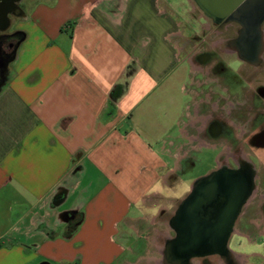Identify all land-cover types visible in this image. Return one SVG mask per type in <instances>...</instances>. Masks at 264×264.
Here are the masks:
<instances>
[{
    "label": "crops",
    "instance_id": "1",
    "mask_svg": "<svg viewBox=\"0 0 264 264\" xmlns=\"http://www.w3.org/2000/svg\"><path fill=\"white\" fill-rule=\"evenodd\" d=\"M193 7L0 0V34L20 35L0 57V264L149 255L141 232L174 201L168 140L190 76L180 16Z\"/></svg>",
    "mask_w": 264,
    "mask_h": 264
},
{
    "label": "flooded vegetation",
    "instance_id": "2",
    "mask_svg": "<svg viewBox=\"0 0 264 264\" xmlns=\"http://www.w3.org/2000/svg\"><path fill=\"white\" fill-rule=\"evenodd\" d=\"M197 8L200 20L184 28L196 33L178 40L190 76L184 109L168 140V183L172 191L181 186L186 174L202 163L203 152L213 154L209 172L224 167L253 170L254 186L226 249L193 258L190 264H264V20L261 36L245 38L239 21H215ZM19 39L18 33L0 34V57L11 58ZM207 173L193 178L189 191L173 197L179 201L176 209L193 183Z\"/></svg>",
    "mask_w": 264,
    "mask_h": 264
},
{
    "label": "water",
    "instance_id": "3",
    "mask_svg": "<svg viewBox=\"0 0 264 264\" xmlns=\"http://www.w3.org/2000/svg\"><path fill=\"white\" fill-rule=\"evenodd\" d=\"M215 21L233 19L242 35L261 36L264 0H194ZM254 186L253 170L219 168L200 176L170 220L175 231L164 244L166 264H190L198 256L223 252L232 226ZM71 219L72 213L67 212Z\"/></svg>",
    "mask_w": 264,
    "mask_h": 264
},
{
    "label": "rangeland",
    "instance_id": "4",
    "mask_svg": "<svg viewBox=\"0 0 264 264\" xmlns=\"http://www.w3.org/2000/svg\"><path fill=\"white\" fill-rule=\"evenodd\" d=\"M190 1L195 3L194 0H190ZM200 18H201V12L197 7H193L192 9L185 11L183 13V15L180 16V20H181L180 29L184 30L187 23H192V24L198 23ZM184 32H185V34L196 33L195 31L191 32L187 29L184 30ZM200 155H201V158L203 157L202 163L200 162V164H198L195 168H193L191 171H189L186 174V180L184 181V183L181 186L177 187L176 190H173L171 192L173 197H179L181 194H184L187 191H189V188L191 185L190 181L193 178L195 179L197 176H199V174L207 173L212 169V165L214 164L213 154L209 153V152H203ZM170 165H171V162H170ZM158 187L162 189L161 186H158ZM162 191L164 192L165 189H162ZM168 191L170 192L169 189L166 190V192H168ZM178 202H179L178 198L175 199L171 205V210L168 213L160 215V217L157 218L156 222L153 225H151L149 228H147L146 230H143V232H141V234L148 235L149 239L151 238V241L149 244L150 251H149L148 256L150 258H156V260L151 259L149 262V261L145 260V258L148 256H146V257L144 256L143 257L144 259H142L140 264H161L160 263L161 259H163V254L161 252V248L164 247V244H165L167 237L174 236V230L171 228L169 220H170L171 216L174 214L176 207L178 205ZM135 237H136V235H135ZM139 240L141 242L140 244L142 245L143 241L141 239H139ZM142 249H143V246H141V248H139V251L142 252ZM105 252H107V251H105ZM105 252L103 253V255H105V257H106ZM120 257H121V255H120ZM108 258H111V256L110 257L108 256ZM111 264H118V262L117 261L112 262Z\"/></svg>",
    "mask_w": 264,
    "mask_h": 264
}]
</instances>
